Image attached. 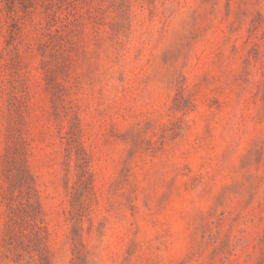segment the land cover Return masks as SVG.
I'll return each instance as SVG.
<instances>
[{"label":"rangeland","instance_id":"1","mask_svg":"<svg viewBox=\"0 0 264 264\" xmlns=\"http://www.w3.org/2000/svg\"><path fill=\"white\" fill-rule=\"evenodd\" d=\"M0 264H264V0H0Z\"/></svg>","mask_w":264,"mask_h":264}]
</instances>
